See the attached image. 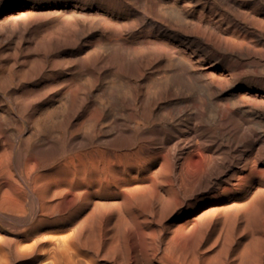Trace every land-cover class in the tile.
Here are the masks:
<instances>
[{
  "label": "bare ground",
  "instance_id": "6f19581e",
  "mask_svg": "<svg viewBox=\"0 0 264 264\" xmlns=\"http://www.w3.org/2000/svg\"><path fill=\"white\" fill-rule=\"evenodd\" d=\"M212 256L264 264V0H0V264Z\"/></svg>",
  "mask_w": 264,
  "mask_h": 264
},
{
  "label": "rangeland",
  "instance_id": "374dc122",
  "mask_svg": "<svg viewBox=\"0 0 264 264\" xmlns=\"http://www.w3.org/2000/svg\"><path fill=\"white\" fill-rule=\"evenodd\" d=\"M195 229H196V230H195ZM198 230H199V229L195 227V228H193L191 231H189V232L186 233V234L188 235V234L191 232V233H190L191 236H187V239L190 238V239L188 240V244H191V242H192V244L195 245V241H196L195 239H198V238H197V237H198V232H199ZM193 231H194V232L196 231L197 234H196V232H195V234H194ZM185 236H186V235H185ZM194 236H195V237H194ZM188 237H189V238H188ZM192 237H193V239H192ZM193 240H194V242H193ZM189 242H190V243H189ZM196 242H197V241H196ZM213 242H214V236H211V238H209V244L211 245V243H213ZM140 243L142 244V245L140 244L142 247H146V245H148V243H146V242H144V243H145V244H144V243H143V240H141ZM156 245H157V244H156ZM217 258H219V260H218ZM211 259H212L213 261H212V260L209 261L208 263H210V264H211V263H212V264H215V263H216V264H219L220 262H218V261H221V260H223V263H220V264H226V263H225V262H226V259H224L223 256H222V257H221V256H214V257L212 256ZM214 259H215V261H214ZM179 260H180V259H179ZM216 260H218V261H216ZM230 260H231V259L227 260V262H229ZM236 260L238 261V259H235L233 262L237 263ZM153 262H154L155 264H162L161 261H159V260H154ZM180 262H182V261L180 260ZM221 262H222V261H221ZM235 263H234V264H235Z\"/></svg>",
  "mask_w": 264,
  "mask_h": 264
}]
</instances>
